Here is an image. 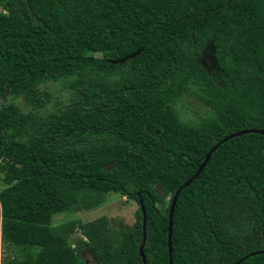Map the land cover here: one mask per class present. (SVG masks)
Wrapping results in <instances>:
<instances>
[{
	"label": "trees",
	"instance_id": "1",
	"mask_svg": "<svg viewBox=\"0 0 264 264\" xmlns=\"http://www.w3.org/2000/svg\"><path fill=\"white\" fill-rule=\"evenodd\" d=\"M0 7V98L22 95L32 108L0 107L1 264H86L85 250L99 264H142L139 204L117 244L101 217L53 224L108 192L142 199L145 264H169L177 188L225 136L264 130V0ZM70 77V102L37 112L51 98L39 85ZM188 92L209 108L195 123L174 109ZM76 228L84 237L72 245ZM244 256L239 264H264V135L252 131L220 144L180 191L172 227L173 264Z\"/></svg>",
	"mask_w": 264,
	"mask_h": 264
},
{
	"label": "rangeland",
	"instance_id": "2",
	"mask_svg": "<svg viewBox=\"0 0 264 264\" xmlns=\"http://www.w3.org/2000/svg\"><path fill=\"white\" fill-rule=\"evenodd\" d=\"M0 7V12H1ZM70 78H62L58 81L50 80L45 81L39 85V88L43 91H47L51 94L50 102L45 105L42 109L38 110L40 114H47L55 109V103L57 105H66L70 102L72 96V90L67 86ZM14 103L18 106L22 112L31 110V105L25 100L22 95L7 94L4 98H0V107L2 105ZM179 118L188 123H195L201 116H204L209 111V108L204 105L198 98L193 96L191 93H185L181 98L178 99L177 103L174 104ZM2 178V177H1ZM0 182V188L3 186ZM138 207V202L131 199L119 192H108L104 195L99 205L93 208L86 209H70L62 212L54 217L53 224L58 225L64 222H76V224L91 222L95 219L100 218L104 222L107 230L115 235L114 243H120L130 231L132 224L135 222V210ZM1 210V205H0ZM104 218V219H102ZM0 227H1V212H0ZM84 237L80 233V230L76 228L69 235L71 244H74L76 237ZM4 244L1 240V229H0V264L3 256L7 255L4 251ZM11 251H9L10 254ZM86 258V264H99L92 255L85 251L81 252Z\"/></svg>",
	"mask_w": 264,
	"mask_h": 264
},
{
	"label": "water",
	"instance_id": "3",
	"mask_svg": "<svg viewBox=\"0 0 264 264\" xmlns=\"http://www.w3.org/2000/svg\"><path fill=\"white\" fill-rule=\"evenodd\" d=\"M140 52V50H137L136 52L132 53L129 57H133L136 54H138ZM127 59V58H125ZM125 59H121L120 61H124ZM257 132V133H261L264 135V130L262 129H244V130H240L237 132H234L232 134H229L227 136H225L220 142L216 143L205 155L204 159L202 160V162L199 164L197 170L180 186L177 188L176 192L174 193L170 206H169V213H168V225H167V246H168V260H169V264H173L172 262V227H173V212H174V207L176 204V200L177 197L180 193V191L189 186V184L198 177V175L200 174V172L203 170V168L205 167L206 163L208 162V160L210 159L212 153L220 146V144L226 142L227 140L237 137L239 135H242L244 133H248V132ZM138 204L141 208L142 214H143V218H142V241L141 244L138 247V253L141 256L142 259V264L146 263L145 260V256L143 254V247L145 244V239H146V232H145V222H146V215H145V210H144V206L142 203V199L140 198L138 201ZM262 252V251H260ZM247 256L242 257L240 260H238L237 262H235L234 264H239L241 261H243V259H245ZM87 261V260H86Z\"/></svg>",
	"mask_w": 264,
	"mask_h": 264
},
{
	"label": "built area",
	"instance_id": "4",
	"mask_svg": "<svg viewBox=\"0 0 264 264\" xmlns=\"http://www.w3.org/2000/svg\"><path fill=\"white\" fill-rule=\"evenodd\" d=\"M2 161V157H0V162Z\"/></svg>",
	"mask_w": 264,
	"mask_h": 264
},
{
	"label": "flooded vegetation",
	"instance_id": "5",
	"mask_svg": "<svg viewBox=\"0 0 264 264\" xmlns=\"http://www.w3.org/2000/svg\"><path fill=\"white\" fill-rule=\"evenodd\" d=\"M87 262V261H86Z\"/></svg>",
	"mask_w": 264,
	"mask_h": 264
}]
</instances>
